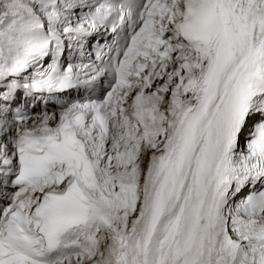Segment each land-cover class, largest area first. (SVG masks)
I'll return each mask as SVG.
<instances>
[{
	"label": "snow or ice",
	"instance_id": "obj_1",
	"mask_svg": "<svg viewBox=\"0 0 264 264\" xmlns=\"http://www.w3.org/2000/svg\"><path fill=\"white\" fill-rule=\"evenodd\" d=\"M0 264H264V0H0Z\"/></svg>",
	"mask_w": 264,
	"mask_h": 264
}]
</instances>
